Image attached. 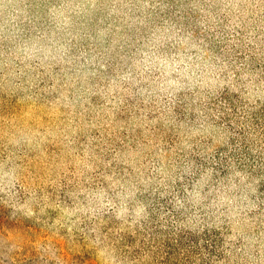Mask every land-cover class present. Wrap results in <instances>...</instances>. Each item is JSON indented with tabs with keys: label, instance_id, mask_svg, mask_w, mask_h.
Segmentation results:
<instances>
[{
	"label": "rangeland",
	"instance_id": "rangeland-1",
	"mask_svg": "<svg viewBox=\"0 0 264 264\" xmlns=\"http://www.w3.org/2000/svg\"><path fill=\"white\" fill-rule=\"evenodd\" d=\"M0 264H264V0H0Z\"/></svg>",
	"mask_w": 264,
	"mask_h": 264
}]
</instances>
